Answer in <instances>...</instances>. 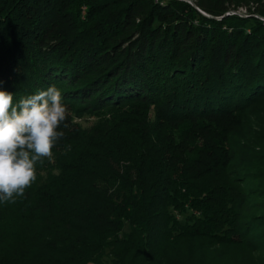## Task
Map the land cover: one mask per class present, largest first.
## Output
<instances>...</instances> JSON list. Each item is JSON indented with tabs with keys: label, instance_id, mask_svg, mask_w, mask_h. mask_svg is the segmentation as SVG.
Wrapping results in <instances>:
<instances>
[{
	"label": "trees",
	"instance_id": "1",
	"mask_svg": "<svg viewBox=\"0 0 264 264\" xmlns=\"http://www.w3.org/2000/svg\"><path fill=\"white\" fill-rule=\"evenodd\" d=\"M195 2L0 0L13 103L101 115L0 199V264H264V0Z\"/></svg>",
	"mask_w": 264,
	"mask_h": 264
},
{
	"label": "clouds",
	"instance_id": "2",
	"mask_svg": "<svg viewBox=\"0 0 264 264\" xmlns=\"http://www.w3.org/2000/svg\"><path fill=\"white\" fill-rule=\"evenodd\" d=\"M0 81V199L24 195L36 178L35 163L50 157L64 132L57 128L66 120V106L56 84L38 89L13 103V93ZM67 127L65 123L63 125Z\"/></svg>",
	"mask_w": 264,
	"mask_h": 264
},
{
	"label": "rangeland",
	"instance_id": "3",
	"mask_svg": "<svg viewBox=\"0 0 264 264\" xmlns=\"http://www.w3.org/2000/svg\"><path fill=\"white\" fill-rule=\"evenodd\" d=\"M186 1L190 2L193 5H196L195 0H186ZM201 11L204 12L203 10ZM233 12H236L241 16H248L250 14L249 11L245 7H240L237 10H233ZM227 14H229V12ZM261 18L264 19L263 16H261ZM74 108H75L74 106H69V105L66 106V110H67L66 119L71 120L72 122H77L78 124H80V126H83L84 128L91 127L93 124L97 123L98 120L101 118L100 114L93 113V112H85L83 110L75 112Z\"/></svg>",
	"mask_w": 264,
	"mask_h": 264
},
{
	"label": "water",
	"instance_id": "4",
	"mask_svg": "<svg viewBox=\"0 0 264 264\" xmlns=\"http://www.w3.org/2000/svg\"><path fill=\"white\" fill-rule=\"evenodd\" d=\"M204 13V12H203ZM204 14H206V13H204ZM206 15H208V14H206ZM209 16V15H208Z\"/></svg>",
	"mask_w": 264,
	"mask_h": 264
}]
</instances>
